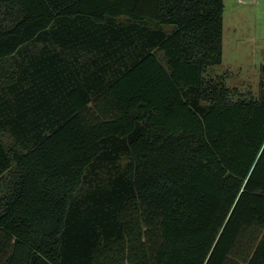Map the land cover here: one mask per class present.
Instances as JSON below:
<instances>
[{
  "label": "trees",
  "instance_id": "trees-1",
  "mask_svg": "<svg viewBox=\"0 0 264 264\" xmlns=\"http://www.w3.org/2000/svg\"><path fill=\"white\" fill-rule=\"evenodd\" d=\"M225 8L0 0V264H264V81L214 72Z\"/></svg>",
  "mask_w": 264,
  "mask_h": 264
},
{
  "label": "rangeland",
  "instance_id": "rangeland-1",
  "mask_svg": "<svg viewBox=\"0 0 264 264\" xmlns=\"http://www.w3.org/2000/svg\"><path fill=\"white\" fill-rule=\"evenodd\" d=\"M225 4L224 58L214 72L225 75L231 87L258 96L264 81V0Z\"/></svg>",
  "mask_w": 264,
  "mask_h": 264
}]
</instances>
